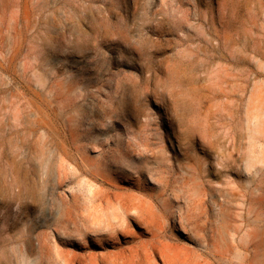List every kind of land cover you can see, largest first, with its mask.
Returning <instances> with one entry per match:
<instances>
[{"label": "rangeland", "instance_id": "obj_1", "mask_svg": "<svg viewBox=\"0 0 264 264\" xmlns=\"http://www.w3.org/2000/svg\"><path fill=\"white\" fill-rule=\"evenodd\" d=\"M0 264H264V0H0Z\"/></svg>", "mask_w": 264, "mask_h": 264}, {"label": "bare ground", "instance_id": "obj_2", "mask_svg": "<svg viewBox=\"0 0 264 264\" xmlns=\"http://www.w3.org/2000/svg\"><path fill=\"white\" fill-rule=\"evenodd\" d=\"M187 21H188V18H185ZM112 97V96H111ZM133 114H134V116L136 117V120H137V123L140 125V127H147V126H149V124H150V122H151V120H152V116H151V114L152 113H150V112H145L141 107H135L134 108V110H133ZM119 122H117V121H112V123H111V126L112 127H119ZM125 129H126V132L128 131V133L131 135V138H129L128 139V143L129 144H134V145H139V143L140 142H142V140H141V138H139L138 136H136L135 134H133V133H131L128 129H129V126H126L125 127ZM121 135L120 134H118V138H117V142H121V140H122V138L120 137ZM143 143L144 144H147V138H145V140L143 141ZM100 152V151H99ZM146 156V155H145ZM144 156V157H145ZM139 158V157H138ZM140 159V158H139ZM146 160V159H145ZM159 162H160V160L159 159H157ZM162 160V159H161ZM144 161V160H143ZM163 161H165V160H163ZM121 162V161H120ZM141 162H142V160H141ZM166 162H167V160H166ZM165 163V162H164ZM130 164H131V162H130ZM144 164H147L146 162L144 163ZM149 164V163H148ZM157 164V163H156ZM158 164H161V163H158ZM166 164V163H165ZM132 165V164H131ZM140 165V164H139ZM162 165V164H161ZM167 165V164H166ZM48 166H49V169L51 168V163L49 162L48 163ZM61 166V165H60ZM126 166V165H125ZM144 166V165H143ZM148 166V165H147ZM168 166V165H167ZM130 167V166H129ZM136 167H137V165H136ZM140 167V166H139ZM149 167V166H148ZM152 167V166H151ZM158 167V166H157ZM142 168H145V167H142ZM121 169V168H120ZM123 170L122 171H124V168H122ZM151 169V168H150ZM150 169L149 168H147V171L149 172V173H151V171H150ZM143 170V169H142ZM151 170H153V169H151ZM57 171H59V168H58V170ZM125 171H127V170H125ZM144 171V170H143ZM147 171H145V172H147ZM139 172V171H138ZM58 174H59V172H58ZM143 173H142V171L140 172V175H142ZM138 177V176H137ZM16 178H18V177H16ZM102 179V178H101ZM106 179V178H105ZM137 179V178H136ZM135 179V180H136ZM110 180V179H109ZM109 180H106L108 183H109ZM105 181V180H104ZM142 181V180H141ZM112 182V181H111ZM137 182H139L138 180H137ZM114 183V182H113ZM113 183L111 184V183H109V184H111V185H113ZM162 183V182H161ZM15 184H17L16 185V188H18L20 185H21V183H20V181L17 179V181L15 182ZM172 184V183H171ZM169 186H171L170 185V183L169 182H167V181H164V184H163V186L162 187H169ZM167 189V188H166ZM173 189V188H172ZM163 190H165V189H163ZM164 192H166V191H164ZM17 195H19V193H17ZM92 198V197H91ZM161 200V199H160ZM163 202V201H162ZM150 203V202H149ZM164 204V203H163ZM169 205V204H168ZM151 206V205H150ZM164 206V205H163ZM165 207V206H164ZM167 207V206H166ZM167 210V209H166ZM110 226V225H109ZM38 241L39 242H42V244H43V242H44V239H43V237H41V236H39L38 237ZM149 259V258H148Z\"/></svg>", "mask_w": 264, "mask_h": 264}]
</instances>
